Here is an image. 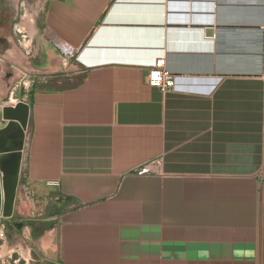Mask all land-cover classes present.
<instances>
[{
    "label": "crops",
    "instance_id": "1",
    "mask_svg": "<svg viewBox=\"0 0 264 264\" xmlns=\"http://www.w3.org/2000/svg\"><path fill=\"white\" fill-rule=\"evenodd\" d=\"M42 1L0 36V101L30 87L7 228L51 203L52 264H264V0Z\"/></svg>",
    "mask_w": 264,
    "mask_h": 264
},
{
    "label": "rangeland",
    "instance_id": "2",
    "mask_svg": "<svg viewBox=\"0 0 264 264\" xmlns=\"http://www.w3.org/2000/svg\"><path fill=\"white\" fill-rule=\"evenodd\" d=\"M13 1V0H12ZM4 5H10V15L7 17V21L10 19V25L5 22V25L0 26V36L4 37L9 35L10 28L12 29V24L14 19L20 20L21 22L26 23L25 25L30 29H32L31 25L39 21L38 15L41 12L43 7L42 0H14L10 2V0H1ZM8 10V11H9ZM31 15V16H30ZM1 17V16H0ZM30 18L31 21H25L26 19ZM23 23V24H24ZM10 27V28H9ZM13 88V87H12ZM12 90V91H11ZM10 92L11 97L7 101V103L3 104V106L11 107L13 109H17L16 107L19 105L27 106L28 105V91L30 90L29 85H21L15 86L11 89ZM0 111L2 116L0 119L3 120V107H0ZM8 122H16L20 126L23 131L22 137V150H21V160L19 168H17V175H18V185L15 194V202H14V209L16 198L18 195L19 187H21L20 182L22 183V166L21 161L23 157L24 148L27 142V135L29 130V121L26 123L25 126V119H24V128H22V124L18 121L17 117L15 116L13 119L6 120L4 125ZM3 126L0 124V127ZM6 135H4L5 137ZM11 163L14 164V159L11 158ZM3 199V193L1 195ZM13 209V214H14ZM56 208L50 203L48 204L43 213L40 215L31 216V221H24L16 222V225H19V228L8 229L6 223L12 219L11 218H2L0 216V264H52L50 262L51 256L49 253H45L43 249H46L48 246L50 237L49 231L53 230V242L56 240V230L58 220H55L54 215L56 212ZM43 219H45L43 221ZM32 220H36L35 223ZM38 220H41L38 222ZM28 227L27 231L24 227ZM23 228V229H22ZM24 231V233H22ZM29 231V232H28ZM42 232H47L43 236V238L37 239L38 235L42 234ZM5 240H11L13 243H2ZM54 247V246H53Z\"/></svg>",
    "mask_w": 264,
    "mask_h": 264
},
{
    "label": "water",
    "instance_id": "3",
    "mask_svg": "<svg viewBox=\"0 0 264 264\" xmlns=\"http://www.w3.org/2000/svg\"><path fill=\"white\" fill-rule=\"evenodd\" d=\"M5 7L0 3V10H4ZM205 36L211 37L213 32L210 28L205 30ZM58 56L61 57L59 52ZM3 120L0 119V124L3 125L0 127V216L2 218H11L13 215L15 194L18 185V175L17 168H19L21 160V150H22V137L23 131L18 125V123L8 122L4 125L6 120L13 119L15 116L18 121L21 122L22 128H24V119L25 126L29 121V106L19 105L13 109L11 107L3 106ZM4 135H6L4 137ZM16 137L19 141V145L11 146L9 144L10 138ZM11 158L14 159V164L11 163ZM10 177L9 189L7 194H4L3 201L1 202V184H4L5 177ZM4 187V186H3Z\"/></svg>",
    "mask_w": 264,
    "mask_h": 264
},
{
    "label": "built area",
    "instance_id": "4",
    "mask_svg": "<svg viewBox=\"0 0 264 264\" xmlns=\"http://www.w3.org/2000/svg\"><path fill=\"white\" fill-rule=\"evenodd\" d=\"M58 49L62 51V53L66 56L71 54V51L66 47L58 46ZM172 79V75L164 69L161 61H156L153 66L148 70V84L151 87L160 89L161 91H165L172 88ZM153 164L155 166H159L160 160L154 161ZM145 173H147V170L145 168H141L137 172V174Z\"/></svg>",
    "mask_w": 264,
    "mask_h": 264
},
{
    "label": "bare ground",
    "instance_id": "5",
    "mask_svg": "<svg viewBox=\"0 0 264 264\" xmlns=\"http://www.w3.org/2000/svg\"><path fill=\"white\" fill-rule=\"evenodd\" d=\"M31 16V15H30ZM25 21H31V19L30 18H28V19H26ZM24 26H25V24H24ZM34 32H35V30H34ZM33 32V33H34ZM1 116H2V113H1V111H0V118H1ZM9 144L11 145V146H17V145H19V141H18V139L16 138V137H14V138H10V141H9ZM10 177L8 176H6L5 177V179H4V184L2 185L1 184V187H2V189H1V195H2V193H3V197L5 196L4 194H7V192H8V189H9V183H10ZM4 186V187H3ZM3 201V199H2V197H1V202Z\"/></svg>",
    "mask_w": 264,
    "mask_h": 264
},
{
    "label": "flooded vegetation",
    "instance_id": "6",
    "mask_svg": "<svg viewBox=\"0 0 264 264\" xmlns=\"http://www.w3.org/2000/svg\"><path fill=\"white\" fill-rule=\"evenodd\" d=\"M0 3L3 4L1 2V0H0ZM8 15H10V11H8V9H6V7H5L4 10H0V16H1V18L6 19L8 17Z\"/></svg>",
    "mask_w": 264,
    "mask_h": 264
},
{
    "label": "trees",
    "instance_id": "7",
    "mask_svg": "<svg viewBox=\"0 0 264 264\" xmlns=\"http://www.w3.org/2000/svg\"><path fill=\"white\" fill-rule=\"evenodd\" d=\"M11 89H12V88H11ZM11 89H10V90H11ZM10 90H9L6 94H9V93H10ZM6 96H7V95H6ZM5 98H6V97H5ZM4 100H5V99H1L0 104H3Z\"/></svg>",
    "mask_w": 264,
    "mask_h": 264
}]
</instances>
